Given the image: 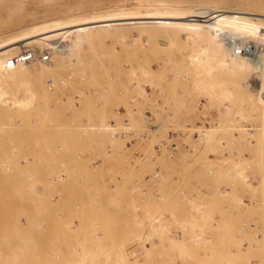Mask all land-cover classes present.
Here are the masks:
<instances>
[{"label":"rangeland","instance_id":"1","mask_svg":"<svg viewBox=\"0 0 264 264\" xmlns=\"http://www.w3.org/2000/svg\"><path fill=\"white\" fill-rule=\"evenodd\" d=\"M250 1L0 0V36L81 12H195V2L231 17ZM156 23L72 47L87 64L0 61V264H264V94L243 85L225 108L187 62L211 31ZM242 39L233 45L260 65L264 38ZM24 48L46 49L16 54ZM163 139L174 149L158 150Z\"/></svg>","mask_w":264,"mask_h":264},{"label":"bare ground","instance_id":"2","mask_svg":"<svg viewBox=\"0 0 264 264\" xmlns=\"http://www.w3.org/2000/svg\"><path fill=\"white\" fill-rule=\"evenodd\" d=\"M188 7L195 9V12H180L177 11L176 8L156 6L153 8H132L128 9L131 11L127 12L120 11V9H110L105 13L98 11L81 12L66 17L42 20L29 24L30 26L27 29L22 30L16 35L5 33V35L0 36V61L8 62L9 58L15 56L22 47L31 44H38L40 47L48 48V50L51 51L50 60L59 55L66 54L67 59L72 62L81 61L83 64H87L89 63L91 56L89 54L88 56L86 54L83 55V53L71 55L68 52L73 49L72 47L87 43L90 44L95 41L97 37L105 36L106 34L109 35L110 33L117 31L119 28L154 27L158 24L156 22H169L168 24L170 25L166 24L172 28V25L185 24L186 26V23H189L191 25L189 26L187 24L186 26L189 28H186L184 25L182 26L186 28V31L187 29L188 31L192 30V28H190L191 26H197V30H199V27L204 28L202 30L208 32L209 35L213 34L212 37L214 38L212 45L210 44L209 46H206L203 44L202 47L198 42L201 41V38L199 37H203V35L207 33L204 31V34L202 35L203 31L201 30L198 31V33L191 31L193 34L195 33L194 35H198L200 32L201 36H196V38H199L200 40L196 41V39H194L193 41L195 42L194 46L197 45L198 47V45H200L201 47H196V49H193L192 52L190 51L187 56L189 60L187 62H189L191 66H194L197 69L202 68L207 75V80L202 82L206 95H209L212 99L220 100L224 107L228 109L230 106L227 105L225 101L233 99L237 93L243 94V85L247 88L260 89L264 94V59L261 58V63L259 62L260 65H257V62L252 60L253 58L249 59L244 55L246 47L242 41L235 44L236 46L233 45L236 38H243L242 40L250 39L252 36H256V38H264V0H258L257 2L253 0L242 4L240 7L236 6V10L232 11V14L235 15H231V17L223 15L225 11L224 8L218 5H212L211 3L195 2ZM162 13L172 14L165 17L171 19L163 21L149 19L164 17L153 15ZM253 20H255L256 23L252 22ZM178 25L174 27L177 28L179 27ZM159 26L160 25H158V27ZM182 30H184V28ZM194 30L196 29L194 28ZM210 31L212 34H210ZM190 34L191 33H189V35ZM185 35H187V37L189 36L188 33ZM192 35L190 36L195 37ZM212 46H215L218 49L212 48ZM237 47H243V51L239 56L233 55L234 53H232V49L234 48L235 52L238 53ZM250 48L253 47L251 46ZM31 49L34 50L33 48ZM213 49H216L217 51H213ZM261 51L262 50L258 49V56L261 55ZM254 54L256 55V53ZM227 55H230L231 57H227ZM39 59L41 58L37 55L31 61L19 63H31ZM141 70L146 75L151 73V71L144 66H141ZM254 73H257L258 76L255 84L251 81ZM197 83L199 85V81H197ZM241 110L242 109L240 108L239 112H241ZM103 129L110 133L115 131L116 126L110 124L106 125ZM189 222L192 225L195 224L194 220H189ZM155 230L158 229L155 228ZM199 239L200 237L197 238V240ZM146 247L150 250V246ZM88 252L89 251L86 250L84 254L91 253ZM126 259V251L120 250V261L126 262Z\"/></svg>","mask_w":264,"mask_h":264},{"label":"built area","instance_id":"3","mask_svg":"<svg viewBox=\"0 0 264 264\" xmlns=\"http://www.w3.org/2000/svg\"><path fill=\"white\" fill-rule=\"evenodd\" d=\"M243 51V47H237V52L241 53ZM39 56L43 61H50L51 59V51L48 49L43 50L42 52H40L39 54H37L36 51L32 50V49H27V50H23L22 52L16 54L13 57H10L8 60V66L9 67H13L15 65H17L19 62H25V61H31L33 60L36 56ZM150 126L153 128L154 125L153 123H150ZM168 136H169V132H168ZM168 139H163V142L161 143V145L157 146V149L160 150V148L162 146H168L174 149V147L176 146L175 143H170Z\"/></svg>","mask_w":264,"mask_h":264},{"label":"crops","instance_id":"4","mask_svg":"<svg viewBox=\"0 0 264 264\" xmlns=\"http://www.w3.org/2000/svg\"><path fill=\"white\" fill-rule=\"evenodd\" d=\"M256 181H258L257 179H255ZM50 214L48 215V218H50L51 216H58V212L57 210H55L54 212H49ZM52 229L50 226H44V230L47 232L48 230ZM53 229H56L55 226H53Z\"/></svg>","mask_w":264,"mask_h":264}]
</instances>
